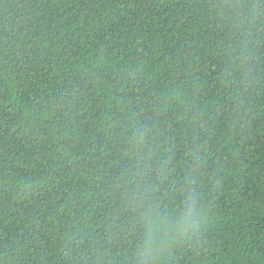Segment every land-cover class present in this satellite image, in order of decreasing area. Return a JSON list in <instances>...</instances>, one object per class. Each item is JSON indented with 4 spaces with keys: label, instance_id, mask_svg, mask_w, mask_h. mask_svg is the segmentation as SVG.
I'll return each mask as SVG.
<instances>
[{
    "label": "trees",
    "instance_id": "obj_1",
    "mask_svg": "<svg viewBox=\"0 0 264 264\" xmlns=\"http://www.w3.org/2000/svg\"><path fill=\"white\" fill-rule=\"evenodd\" d=\"M0 264H264V0H0Z\"/></svg>",
    "mask_w": 264,
    "mask_h": 264
}]
</instances>
